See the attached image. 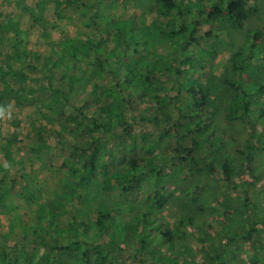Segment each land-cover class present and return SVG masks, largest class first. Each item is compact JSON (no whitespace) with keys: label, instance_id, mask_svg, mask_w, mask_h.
Returning a JSON list of instances; mask_svg holds the SVG:
<instances>
[{"label":"rangeland","instance_id":"1","mask_svg":"<svg viewBox=\"0 0 264 264\" xmlns=\"http://www.w3.org/2000/svg\"><path fill=\"white\" fill-rule=\"evenodd\" d=\"M227 1L217 0L222 6ZM149 2L0 0V64L2 61H8L14 68L19 69V59L12 53L22 50L26 45L31 56H39L37 61L35 58L29 59L37 68L27 67L26 71L33 78H42L39 65L43 64L44 56H52L55 59L53 70L58 67L68 75L82 76L85 82V92L71 96L72 105L63 108L66 115H76L75 120H80L82 111L79 108L88 115L92 114L93 83L108 81L115 89L131 121L130 135L125 133L123 138L109 134L101 135L105 158L103 161L98 158L96 164L90 166L80 158V152L75 149L76 145L83 142L86 129L76 126L75 120L70 121L65 133L67 142L58 143L55 130L61 128L62 114L60 115L58 106L49 104L47 98L44 97L33 105L18 106L12 101L0 102V201L4 203L0 211V255L3 250L8 256L13 255V251L18 253L20 250L17 244L21 242L27 251L34 254L35 261L31 264H39L38 259H48L52 264H58L61 258L64 263L72 259L66 247L72 249L73 244L58 247L64 245L65 239L61 233L50 236L49 224H46L49 220L47 208L57 207L60 210H53L56 217L53 223L57 227L65 225L66 220H72L73 216L84 210L87 218L94 224L97 221V213L110 215L104 221L107 223L105 228H102L101 224H95L87 230L80 226V238L77 239L81 242L83 233H87L94 245L99 244L103 252L106 251L107 264H110L111 259L113 264H140L139 260L144 264H217L204 257L205 251L213 249V254L221 251V246L214 238L220 239V233L235 231L246 236L250 225H254L257 232H253L251 237L248 234L249 239L241 240L239 244L230 247L231 252L232 247L236 248L235 258L231 259V262L255 264L258 261V264H264V116H259L261 108L264 109V91L251 97L249 117L243 124L235 123L228 127L222 107L230 94H233V89L221 82V75L226 69L230 70L227 77H232L231 62L236 60L243 63L238 58L232 59L231 53L224 52L206 65L208 57L202 49L213 42L216 44L218 39L237 49L240 43L247 40L246 44L255 43L259 50L264 52V0H255L256 5L250 9L251 21L241 24L243 32L247 31L246 38L243 35L238 36L239 31L235 27H239V23L233 19L229 22L224 18L225 15L218 18V21L208 23L206 16L201 17L195 13L201 9L208 13L211 7L216 5V0H184L192 7L188 21H199L197 30L193 32L197 42L188 47L197 50L199 54L202 53L199 60H196L197 57L187 56L191 62L188 65L181 60L180 42L173 34L176 27L159 16L157 11L151 10ZM252 3L253 0H246V5ZM173 20L177 24L181 23L175 17ZM227 22L232 26L229 27ZM223 24L224 31L219 32L216 25ZM210 28L211 35L208 37L205 32ZM227 29L230 31L226 34ZM230 33L231 35H228ZM257 33L259 34L255 37ZM69 45L70 48H64ZM132 48L140 51L133 55ZM146 51H155L161 55L168 66L167 73L158 74L145 84L150 95L165 98V109L153 105L155 107L150 111L145 105V97L137 89L128 87V94L127 90L125 92L121 84L115 81L121 69L129 67L131 62L142 61ZM74 55L80 60L75 64L77 66H74ZM86 60L89 63H86ZM249 63L250 72L253 73L256 72L258 64L263 62L260 58L253 57ZM201 65H205V69L202 70ZM188 78L195 79L203 87L213 88L211 97L215 98V109H212V122L218 129L214 133L217 138H204L201 146L190 147V152L187 153L193 161L189 158L185 161L186 166L181 170L182 178L178 180L176 176H168L166 173L169 172V166L177 169L181 167L180 163L172 158L184 154L183 151L179 154L174 150L179 147L175 139L174 125L192 123L185 113L179 110V105L186 101L187 93L183 88L187 87ZM235 80L238 81V77ZM243 80L244 83L248 82L245 77ZM47 85L48 80L43 79L39 83L33 82L32 87ZM42 94L43 92L39 91L36 96ZM173 97L176 99H169ZM212 122L206 131L213 126ZM180 129L182 130V127ZM248 133H251V136ZM96 134L99 135V132H95ZM231 135H241L237 140V147L234 146L235 141L231 139ZM247 137L252 145L249 150L245 147L244 138ZM219 141L225 144L222 154L211 149L213 145H218ZM241 150L251 153L252 171L245 169L237 173V170V174L226 184V178L223 176V158L227 156L228 161L236 164L241 159L244 160ZM152 157L155 158L151 163H147ZM130 160L139 161L133 172L136 177L138 175L139 183H135L139 179L131 182L130 193L122 192L118 184H110L107 187L106 192L110 199L119 205H127V211L116 212L97 202L99 183L103 175L116 169L122 170ZM199 166L203 167L200 173L197 171ZM159 173L165 182L168 180L175 183L168 184L166 190H160L161 184L156 182L155 190H160V193L167 197L163 203L165 206L161 209L154 201L156 195L153 193L156 192L150 191V196L148 190L149 182L154 183ZM188 181L189 185L191 182L196 185L183 187L182 190L188 187L185 192L178 191L177 185L182 187ZM72 187H76L83 202L79 201L77 193L69 192ZM245 195L250 198L246 203L247 207L242 205ZM206 196L210 201V209L200 212L188 206L196 204L193 199L203 203ZM175 197L182 199L181 203ZM170 199L175 201L173 206H170ZM226 211H230L231 215L221 218L222 213ZM241 211L243 216L240 215ZM133 214L138 217L143 214L151 216V224H147L149 233L154 236L148 244L150 246L142 248L139 243H132L130 240L125 242L121 225L134 223ZM187 217L192 218V223L184 222ZM222 223L225 224V229L220 231ZM34 225L38 226L44 237L43 244L34 242ZM165 230L170 231V244L167 240H159V231ZM110 236L113 240H109ZM200 238L205 242H200ZM44 244L55 248H43ZM114 253H117L116 257H112ZM227 260L229 261V258ZM16 264L28 263L19 261Z\"/></svg>","mask_w":264,"mask_h":264},{"label":"trees","instance_id":"2","mask_svg":"<svg viewBox=\"0 0 264 264\" xmlns=\"http://www.w3.org/2000/svg\"><path fill=\"white\" fill-rule=\"evenodd\" d=\"M116 1V0H115ZM122 2H125L126 0H121ZM150 2V9L155 10L158 12L159 16L166 19L167 22H170L173 26H175V32H173L174 35H176L177 40L180 42V50L179 53L182 57V62L188 64H191L190 60H188L187 56L190 57H197L196 60L201 59V54L198 53L197 50L188 47L192 43H196V38L193 36V32L197 30V26L199 25V21H188L189 20V14L191 10V4L185 3L184 0H149ZM217 2V0H216ZM257 2V0H256ZM256 5L255 0H253V3L251 5H246V0H228L227 3L222 6V3H216V5L212 6L211 10L208 13L203 12V10H198L195 13L198 14V16L204 17L206 16L207 22L209 21H218V18H226L230 22V20H235L237 23H239V27H235L237 31H239V35H243L246 38V32H243V28L241 26L242 23L245 22V24L249 23L251 21V8ZM207 14V15H206ZM177 18L181 21L180 24H177L174 22L173 18ZM228 26L231 27L232 24H229L227 22ZM219 32L224 31L225 25L222 26L216 25ZM214 28V26L212 27ZM208 29L209 31H206V36L211 35V29ZM230 31L229 29L226 30V34ZM259 33L255 34V37L258 36ZM228 35H231L228 34ZM228 37V36H227ZM19 39H17L18 41ZM21 42V41H20ZM222 41L218 39L217 43L215 42L211 43V45H205L202 47L204 50V53L207 54V61L206 65H209L212 60H214L217 56L224 52L231 53L232 59L238 58L242 61L243 64L239 63L238 61H232V77L228 78L227 74L230 72V70L224 69L222 75H221V82H224L225 84L229 85L233 89V94L229 96V99L225 102L222 109L224 112V117L227 120L228 127H231L232 125H235V123L243 124V122L249 117V107L252 106L250 103V99L255 93H261L264 91V52H261L259 48L254 44L249 45L246 44L247 40L244 41V43H240L237 46V49H233V45H226V43H221ZM25 44V42H24ZM191 46V45H190ZM71 45L64 47L65 49L70 48ZM264 49V48H263ZM137 48L131 49V54L136 55L137 52H139ZM244 51V52H243ZM201 52V50H200ZM15 58L19 59L20 66L19 69H16L12 66L11 63L8 61H2V64H0V102H9L12 101L15 105H33L40 102L42 98H47L49 100V104L58 106V109L61 110L60 115L62 116V122H61V128L58 130H55V136L58 138V143L64 144L67 142L68 138L66 137L65 133L68 131V124L70 121H74L76 119L75 116H68L65 114V110L63 109L65 106L72 105L70 102L71 96H77L85 92V82L82 76H78L75 74H66L64 71H61L62 69L55 66V59L52 56H44L43 64L39 65V71L42 74V78H33L31 77L27 71L26 68H37L35 63L30 61V58H35L36 61L39 59V56H31L29 49H27L26 45L22 50H15L12 53ZM141 53H139L140 56ZM199 54V55H198ZM262 54V55H260ZM144 59L142 61H135L134 63L131 62L129 64V67L123 68L118 72V77L115 78V81L119 84H121L122 88L125 89V92L127 90V93L129 94L128 87L137 89L138 92H140L145 97V105L150 111L156 106L165 109L167 104L165 102L164 97H159L157 95H150V91L148 87L145 85L146 82H149L153 77L157 76L158 74H165L168 71V66L166 62L163 60V57L159 54H157L155 51H146L143 55ZM261 56V57H259ZM204 57V56H203ZM256 58L262 60L263 63L258 64L256 68V72H250V59ZM74 66L77 62L80 60L78 59V56L74 55ZM86 63H89L88 60H86ZM200 64V61H198ZM239 63V64H238ZM94 64V63H91ZM96 64V63H95ZM98 64V63H97ZM238 64V65H237ZM99 65V64H98ZM143 65V66H142ZM202 70L205 69V65H201ZM142 69L144 71H142ZM59 71L57 74L56 72ZM240 71V73H238ZM243 74V77H242ZM238 77V81L235 79ZM246 78L248 82L244 83L245 81L243 78ZM46 79L48 80V85L46 87H32L33 82L39 83L41 80ZM154 79V78H153ZM187 87H184L183 89L187 93L186 101L182 102L179 105L180 112H184L186 115V118L192 122L187 124H175L174 125V132H175V139L179 143V147L175 148V152H179V154L183 151V155H175L172 159H176L181 165L180 168H173L169 166V172L166 173L168 176L174 175L177 177V179L182 178V172L183 168H185L186 163L185 161L190 159V161H193V158L190 157V155L187 152H190V147H199L204 142V138H217V136L214 134L217 132V127L212 122V116L213 111L212 109H215V103L214 99L211 95L214 93L213 88L210 89L209 87H203L200 83L196 82L195 79H190L186 81ZM243 82V83H242ZM104 87H102V86ZM253 89V90H252ZM39 91H42V95H37ZM92 114L88 115L86 112L79 108L80 111H82L81 119L75 120L76 126H79L81 128L86 129L87 133L83 134V142L79 145L75 146V149L80 152V158L87 161L90 166H93V164H96V161L98 158L100 160H104L105 157H103L105 154L103 153V149H105L104 144L102 143L101 135L109 134L113 137L117 138H123L125 133L130 135L131 132V121L130 117L126 115V111L121 103V100L116 95L115 89L112 87L108 81L104 83H93L92 88ZM170 100L176 99V97L169 98ZM153 105H155L153 107ZM39 110V109H38ZM151 114V113H150ZM260 117L264 116V109L261 108ZM154 120L155 117H152ZM213 124V126L210 128L209 131H206L207 128H209V125ZM193 124V125H192ZM182 127V130L180 129ZM229 130V129H227ZM84 131V130H83ZM95 132H99V135H95ZM194 134V135H192ZM251 136V133H248ZM191 136V137H190ZM237 136V139H236ZM231 135V139L235 141L234 146H238L237 140L240 139L241 135ZM189 139V140H188ZM219 140V139H218ZM245 140V147L247 150L252 147L250 145V138H244ZM190 142V143H189ZM225 144L223 142L218 143V145H213L211 147L212 151L215 153H221L223 151V148ZM40 147V145L38 146ZM37 147V148H38ZM244 155V160H240L236 164L228 161V157L225 156L223 158V164L222 167L223 170V176L225 180V183L227 184V181H230L232 177L239 173L243 172V170L247 169L248 171H252V155L248 151L247 153L244 151H240ZM155 157H152L148 160L147 163H151V161ZM130 163V164H129ZM129 163H126L122 170L120 171L113 170L110 174H105L102 177V181L99 183L98 187V193L96 196L97 202H101L104 205H106L111 210H115L116 212L120 211H127V205L126 203L119 205L116 201L113 199H110L107 195V187L110 184H118L120 185L122 192H131L132 191V183L134 180L139 179L138 175L136 177L135 173H133L135 170L134 168L139 165L138 160H130ZM132 163V164H131ZM143 163H145L143 161ZM146 164V163H145ZM235 165V166H234ZM173 168V169H172ZM203 167L199 166L197 168L198 173L202 171ZM148 170L149 167H148ZM238 170V172H237ZM237 172V173H235ZM182 174V175H181ZM181 175V176H180ZM173 176V177H174ZM186 178V177H184ZM167 180V179H166ZM140 179L137 180L135 183H139ZM151 181V180H150ZM158 183V185L161 186L160 190H166L168 184L175 185L174 182L171 181H164V178L159 175L154 179V183L151 181L149 182V194L151 196V192L156 195L154 197L155 204L158 206L159 209L163 208L165 204V200H167V197L163 193H160V190H155V185ZM26 183L28 185L29 181L26 180ZM129 183L127 186L126 184ZM196 185V183L191 182L189 185V181L186 185H183L182 187H178V191L182 190L185 186H193ZM228 186V185H227ZM194 187V186H193ZM187 188H184L182 191H187ZM153 190V191H152ZM151 191V192H150ZM69 192L74 194H78L79 201L83 202L82 196L80 193H78L76 187H72L71 190L69 189ZM172 196L174 194H171ZM178 202L181 203V200L179 197ZM250 200V198L245 195L243 198V207H247L246 203ZM195 201L196 204H189L188 206L196 209L197 211L204 212L207 209H210V201L208 199V196L204 198L203 203L200 201ZM170 202L172 204L170 206H173L175 203L174 199H170ZM200 202V203H199ZM61 203V202H60ZM63 203V202H62ZM61 203V204H62ZM208 203V204H205ZM4 206V203L0 201V211H2V207ZM51 206H53V203H51ZM53 210H60V208L57 207H49L47 208V217H49V220L46 224H49L50 229V236H54L56 233H61L63 239H65L64 245L58 247H65L66 245L73 244L72 249L69 247L67 248V251L71 253L72 259H70L67 263L62 262V258L59 260L58 264H107V253L106 251L103 252V249L101 245L97 244L94 245L91 238L87 236V233H83V238L81 242L77 241L78 238V228L82 226L85 228L84 230L90 229L93 225H100L102 228L107 227V223L104 222L107 220V218L110 216L109 214H102L97 213V221L95 224L91 219L87 218V213L82 211L79 215H75L72 217V220H66L65 225H61L60 227H57L55 225L54 220H56V217L53 215ZM135 215V216H134ZM231 215V212L226 211L223 212L221 215V218H225L227 216ZM240 215L243 216V212H240ZM135 222L134 223H124L121 225L122 234L124 237L125 242H129V240L133 243H139L140 247H145L146 245L150 244V242L153 239V235L149 233L150 229L147 228V224H151V216L143 214L142 217H138L136 214H133ZM76 217H79L80 219H76ZM212 217H214L212 215ZM84 219H86L84 221ZM192 218L187 217L185 219V223L190 224L192 223ZM183 222V221H182ZM55 225V226H54ZM220 231H223L225 229V224L222 223L220 225ZM33 232H35V243L40 242L43 244L42 235L40 233V229L37 225L33 226ZM257 229L254 228V225H250L248 230H246L248 233L246 236L241 235L238 231H235L234 233H220L222 236L218 238H214V240L219 243L221 246L220 252H215L214 254L210 251H205L204 257L210 258L211 262L214 263L217 262V264H232L231 259H234L235 256V250L236 248L232 247V252L230 247L234 244H239L241 240L249 239L247 235L249 234L250 237L253 232H257ZM259 233V232H258ZM97 236H100V234H97ZM158 237H160L159 240H167L170 244V231H159ZM44 238V237H43ZM76 238V240H74ZM151 238V239H149ZM109 240H113V238L110 236ZM23 242V240H22ZM200 242L204 243L205 240L203 238H200ZM79 244V245H78ZM24 244L21 245V242L17 244V247H19L18 253L12 252L13 255L8 256L7 252L5 250L1 251L0 255V264H16L19 261H22L23 263L31 264L35 261L34 254L30 253L24 248ZM113 247H116L115 245H112ZM150 246V245H148ZM226 247V252H225ZM43 248L46 249H53L55 247H49V246H43ZM117 248V247H116ZM230 249L228 252L227 250ZM256 249V247H255ZM75 251V252H74ZM231 252V253H230ZM229 254L230 257H229ZM117 253H114L112 257H116ZM234 256V257H233ZM229 258V261L227 260ZM57 260V259H56ZM258 260V259H256ZM39 264H52V262L48 259L42 261V259H38ZM140 264H144L141 260H139ZM57 264V263H56ZM110 264H113L112 259L110 260ZM258 264V261L255 263ZM263 264V263H261Z\"/></svg>","mask_w":264,"mask_h":264}]
</instances>
